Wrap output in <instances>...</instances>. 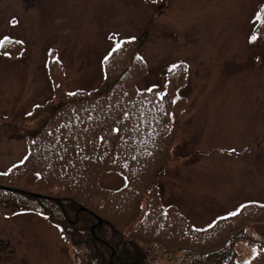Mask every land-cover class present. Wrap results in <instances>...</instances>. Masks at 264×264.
I'll return each mask as SVG.
<instances>
[{"label": "rangeland", "instance_id": "1", "mask_svg": "<svg viewBox=\"0 0 264 264\" xmlns=\"http://www.w3.org/2000/svg\"><path fill=\"white\" fill-rule=\"evenodd\" d=\"M263 2L0 0V178L23 160V134L37 131L52 106L107 86L104 58L131 40L145 62L138 87L163 90L172 65L187 74L181 133L158 178L163 202L198 227L243 202L264 204V36L247 41ZM99 182L125 184L117 171ZM246 231L264 239V221ZM236 251L235 264H244L258 245L239 240ZM190 256L184 250L157 261L184 264ZM0 264L78 261L55 224L0 202Z\"/></svg>", "mask_w": 264, "mask_h": 264}, {"label": "trees", "instance_id": "2", "mask_svg": "<svg viewBox=\"0 0 264 264\" xmlns=\"http://www.w3.org/2000/svg\"><path fill=\"white\" fill-rule=\"evenodd\" d=\"M256 13L252 34L264 36V2ZM132 42L104 58L106 87L50 108L27 137L23 160L1 175L0 202L44 215L69 240L78 264H163V254L184 250L191 254L184 264H235L236 243L252 241L245 226L264 221V204L247 203L197 228L163 202L158 178L181 133L187 75L172 65L163 90L138 87L145 62ZM50 77L57 84L53 71ZM54 90L58 96V85ZM110 170L123 175L121 188L100 184ZM31 174L36 182L27 180ZM258 246L245 264H264V240Z\"/></svg>", "mask_w": 264, "mask_h": 264}, {"label": "snow or ice", "instance_id": "3", "mask_svg": "<svg viewBox=\"0 0 264 264\" xmlns=\"http://www.w3.org/2000/svg\"><path fill=\"white\" fill-rule=\"evenodd\" d=\"M5 39H7V38H5ZM251 39L254 41V40L256 39V37L253 36ZM0 43H3V41H0ZM236 214H237V213H235V212L231 213V215H236Z\"/></svg>", "mask_w": 264, "mask_h": 264}]
</instances>
